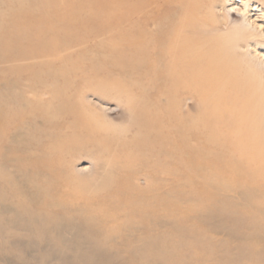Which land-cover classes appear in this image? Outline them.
Masks as SVG:
<instances>
[{"label": "bare ground", "instance_id": "1", "mask_svg": "<svg viewBox=\"0 0 264 264\" xmlns=\"http://www.w3.org/2000/svg\"><path fill=\"white\" fill-rule=\"evenodd\" d=\"M107 1L112 5H106ZM224 1L38 0V12L19 3L17 15L6 20V25L0 21V30L11 28L14 32L10 40L15 39L7 44L4 38L9 33L0 36V54L5 58L1 59L49 57V62L37 63L30 76L33 80L50 78L51 84L44 86L48 90H33L39 89L36 84L32 90H0V157L16 125L28 119L39 132L26 139L24 147L30 154L21 158L27 167L36 169L37 175L30 181L33 187H41L39 181L46 182L48 188L62 193L63 204H91L94 214L107 219L121 218L124 213L125 217L136 215L138 222L134 223L147 222L157 213L164 222L176 214L186 217L192 206L172 207L171 191L188 200V187H200L198 195L209 187L220 189L221 184L264 189V53L250 44L255 40L264 45V31L242 9L239 15L243 28L228 29L229 16L217 11ZM125 23L129 24L127 30L99 41L95 50L102 55V65L98 68L85 47ZM72 47L81 48L82 54L62 55ZM117 71L129 81L114 80ZM78 74L102 75L107 80L113 76L110 81L121 88L143 87L136 93L147 91L144 87L149 86L156 90V97L165 96L167 100L165 106L151 98L142 102L135 98L134 90H120L134 92L128 100L134 117L143 121L147 136L137 134L119 140V150L112 152L110 176L95 187L81 183L79 171L64 157L70 144H82L81 136L100 135L102 140H96L102 144L105 138L103 127L107 121L97 116L104 124L100 123L87 106L86 96L92 90L74 89ZM108 82L96 85L98 91L105 92ZM184 94L199 103L197 113L180 111ZM89 138L84 141L89 143ZM139 168L147 172L149 192L144 198H130V180ZM11 185L13 182L4 180L0 192L9 196ZM154 190L164 191L153 195ZM49 197L55 200L53 195ZM118 204L144 207L142 212L131 209L123 213ZM8 207L0 206V222L8 221L4 216ZM145 225L142 228L147 230Z\"/></svg>", "mask_w": 264, "mask_h": 264}, {"label": "rangeland", "instance_id": "2", "mask_svg": "<svg viewBox=\"0 0 264 264\" xmlns=\"http://www.w3.org/2000/svg\"><path fill=\"white\" fill-rule=\"evenodd\" d=\"M9 2L12 3L11 6ZM19 3L27 9H34L35 12L39 10L38 0H0V21L4 20L6 25L9 19L17 15V10L21 9ZM112 3L107 1L106 5ZM246 3L248 6L245 8ZM241 9L248 13L247 15L260 31H264V0H226L217 7V11L229 16L228 29L235 26L243 28L244 24L239 15ZM128 28L129 24L125 23L122 27L88 43L85 48L91 51L94 61H97L95 66L100 68L102 65L99 59L102 55L95 50L99 41L108 40ZM226 30L225 26L222 31ZM5 31L12 33L11 36L8 34V38L5 37ZM12 31L11 28L9 31L0 30V36L5 37L4 41L7 44L14 43L15 39L12 41L14 31ZM250 44L258 52L264 53L263 44H257L255 40H251ZM74 48L66 50L62 55L71 52L68 55L71 57L76 54L72 56L76 57L77 54L78 56L82 54L83 50H80L82 47H76V51ZM1 58L3 54L0 57V90H32L33 84L39 87L33 90H48L46 88L50 86L51 79L33 80L30 76L33 72L30 74V71H33L34 66L39 62H49V57L21 59L22 61L12 59L3 61L5 58ZM118 72L114 74L115 78L112 76L108 79L113 78L118 82L129 81L128 77L121 73L122 71L120 74ZM104 79L106 78L102 75L95 77L78 74L74 80V85L77 83L74 89L92 90L87 91L88 102L85 98L84 101L89 104L87 106L96 118L98 116L108 122L103 127V133H108V135L103 134L106 145L97 141L102 140L100 135L96 134L92 138L81 136L79 141L82 140V144L85 145L70 144L69 148L72 150L69 149L64 154L65 159L70 160L73 168L79 171L80 182L91 184L89 186L93 187L102 184L106 176H110L111 157L114 154L112 152L119 150V140L126 141L137 134L142 137L147 136L146 129L142 128L143 121L134 117L131 102L128 100L130 95L135 92L138 101L149 102L152 99L161 106H165L167 101L165 96L156 97V90L149 86H145L144 89L148 90L142 93L138 91L136 93V89L142 90L143 87H122L124 90H134L130 94L121 92L120 90H123L121 85L116 87L114 81L107 79L104 81ZM104 82H108V86L105 87V92H99L96 85ZM27 95L33 97L32 93ZM44 95L42 97L45 98L47 94ZM184 95L180 98L182 101L180 111L186 113L187 110H191L193 114L197 113L201 107L199 103L189 95ZM93 110L97 112L94 113ZM99 118L97 120L104 124ZM116 124L118 125L115 126ZM34 126L35 124L28 119L19 121L18 126L14 128L15 133L12 138L4 144L3 155L0 157V185L4 180L13 182L8 188L9 196L0 192V206L2 204L9 206V211L4 215L8 221L0 222L2 225L0 264H264V189L221 184L220 189L209 187L204 194L198 195L197 189L200 187H188L185 188L191 193L188 200L180 198L177 193L171 191L169 197L172 207L176 205L179 209H184L191 205L192 209L186 217L172 215L167 222L163 221L160 213H157L147 222L134 223L138 222L135 219L136 215L125 217L123 211L133 209L136 213L142 212L144 206L128 208L120 204L117 206L124 213L121 218H101L94 214L95 209L91 204L87 207L79 202L61 203L62 193L51 190L52 187L48 188L49 184L46 182L39 181L42 186L33 187L30 181L37 175L36 169L27 167L21 158L28 156L29 153L24 147L26 139L39 134L38 128L35 129ZM88 138L89 143L84 141ZM95 141L97 142L94 143ZM136 172H138L136 176L130 180L132 189L127 195L130 198H144L143 196L149 192L145 174L147 172L145 170L142 172L140 168ZM41 176H37L36 180ZM43 177L48 178L49 175L44 174ZM65 188L69 189L68 186ZM163 191L154 190L152 194L158 195ZM50 195H53L55 200L51 199ZM128 224L132 227L125 228L124 226ZM145 224L148 226L147 230L142 228V225L146 226Z\"/></svg>", "mask_w": 264, "mask_h": 264}]
</instances>
